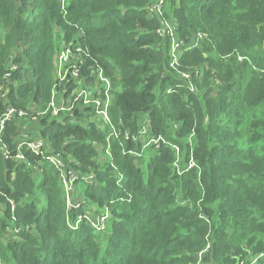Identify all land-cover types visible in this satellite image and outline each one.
<instances>
[{
	"label": "trees",
	"instance_id": "16d2710c",
	"mask_svg": "<svg viewBox=\"0 0 264 264\" xmlns=\"http://www.w3.org/2000/svg\"><path fill=\"white\" fill-rule=\"evenodd\" d=\"M154 1L0 0V117L13 109L31 119L63 90L70 98L78 81L89 92L100 76L113 81L111 127L78 114L35 121L45 157L25 146L27 162H18L23 121L5 124L0 264H235L232 256L251 264L264 252V0H163L160 12H150ZM76 25L94 74L65 61L78 77L71 72L56 98L59 43L75 38ZM173 40L186 50L175 69ZM177 70L201 73L193 79L197 92ZM94 100L85 107L90 116ZM145 118L146 135L170 147L152 150L148 160L124 155L113 129L139 135ZM172 146L181 148V174ZM51 156L95 177L92 184L80 177L84 200L73 198L104 209L91 212L94 227L86 211L68 210L65 166ZM191 158L196 165L187 169Z\"/></svg>",
	"mask_w": 264,
	"mask_h": 264
},
{
	"label": "rangeland",
	"instance_id": "374dc122",
	"mask_svg": "<svg viewBox=\"0 0 264 264\" xmlns=\"http://www.w3.org/2000/svg\"><path fill=\"white\" fill-rule=\"evenodd\" d=\"M158 2H159V0H155L153 6H155ZM75 27L77 29V33H76L75 38L71 42H68V44H66L64 42L59 43V45L62 48V52L60 53L59 63H58V66H57V69H56L55 75H54L55 80L57 82H60L61 78H62V75L60 74L61 66H59L61 61H63V62L67 61V60L74 61L75 65H78L80 67V69L85 68L87 71H91L92 75L94 74L93 60H92L91 57H86L87 56L86 55V51L84 50V47H83L82 42H81V40H84L83 38H84L85 32L78 25H76ZM184 52H186V50H183V52L180 54V58H181L180 59V64L182 62ZM11 68H12V65L9 64L8 65V69H11ZM92 68H93V70H92ZM207 70H209V69L207 68L206 71ZM181 73H183V72H179L178 70L176 71V75L178 77H179V74H181ZM186 73H188V74H184L183 75V79L186 82L192 81V84H193V79H199L200 80V74L201 73H199L198 71H196L195 76H193V72H191V71L186 72ZM84 80H81V82L78 81V86H77L76 90L74 91L75 98L72 97V98L69 99V97L65 96V98L60 101V108L63 109V112L61 114H65L66 116H70L73 119L75 118L76 114H78L80 116L84 115L87 118L86 119L87 122L91 121V120L99 121L98 115L96 114V115L90 116L89 111H87L85 106H83V105L86 104V102H90L93 99H96V98L99 97V98H104L105 99V103L109 102V104H110L109 108H110L111 105H112V99H113V81L110 79L111 85L108 88H106L104 91H102V89L105 88V86L107 84V81L102 79V78H100V77H98L96 83L94 84V86L91 89L92 91L89 92V91L84 89V85H83V81ZM215 82H218V81L215 80V78H214L213 79V83H215ZM194 92H197V90L195 88H194ZM203 92H205V90ZM0 98H6V92L5 91L0 90ZM97 101L99 102V100H97ZM82 103H84V104H82ZM32 112H34V111L32 110ZM41 112H43V113H41ZM39 113H41V114H38V116L36 117L37 118L36 121H40L41 119H43V118H45L47 116H50L49 118H51V119L56 117V115H55V113H54V111H53V109L51 107H48V108H46V109H44L42 111H39ZM31 117L33 118L34 116H31ZM74 120H76V119H74ZM38 123L39 122H34L33 120L32 121L31 120H29V121L25 120L21 124L24 126L25 129L29 130V129L38 128L39 127ZM83 126H85V125L83 124ZM113 133H116L117 136L120 139L123 138L125 140L126 130H119V129H117L115 127ZM132 136H133V139H132V141H130L131 145H132L131 146V150L138 151V150L141 149V147L145 143L143 141L147 140L146 134H139V136L138 135H132ZM189 139H190V137L188 138V143H190ZM152 142L155 145V142L153 140H152ZM148 143L149 142H147L144 145L143 150H145L147 148H149V149H147L141 156V158L144 157L146 160L149 159L148 158L149 157V153L152 150L153 151L156 150L155 148H150L149 147L150 144L147 145ZM164 146H169V145L166 142V144H162L161 145V148H163ZM107 148H108V145H107ZM124 149H126L125 144H124ZM180 153H182L181 152V148H180ZM22 155H23V153H22ZM106 156H108L107 153H106ZM107 159H110V158H107ZM53 160H54L55 164H58V165L62 164V161H57L58 160L57 157H54ZM18 161H21V160H18ZM64 162H65L66 169L72 168L70 163H69V159L68 158L66 160H64ZM179 164H180V161H178L176 165H175V162L173 164L175 174H178L177 173L178 172L177 166ZM181 165H183V164H181ZM28 166H30V168H32L35 172H38L41 169V168H39L40 165L39 166L38 165H34L33 163L28 164ZM72 169H74V168H72ZM75 170H76V173H80L77 169H75ZM64 176H65V171H62L61 172V179ZM80 177L82 179H85L86 183L92 184L91 179L86 177V176H84L83 174L80 173L77 176L76 182L71 187V190H68L67 194H66L67 202H68V210L71 211L73 208L76 209L74 207L76 205H73V203H81V205L79 207L80 209L77 208L76 210L86 211V216L88 218H90L91 221H92V222L88 221L87 224H89L90 226H93V225H95V221H94V218H91V216H92L91 212H93V214H94V211H95L97 214L100 215V214L104 213V209L103 208L99 209L97 204L94 203V202L87 203L85 201H82V199H83L82 193H81V190L79 189V186H77V181L79 179H81ZM122 179H123V176H120V180H122ZM77 196H81V198H82V199H80L81 201L79 199L73 200V198H77ZM98 210H100V213L97 212ZM74 229H75V226H71L70 227V230H74ZM8 231L10 233L11 232L13 233V229L9 228ZM99 232L101 233V231H99ZM102 235H104V234H102ZM13 239H15V238H11V240H13ZM258 243H259V237H258ZM234 254H235V252L232 253V255H234ZM263 257H264V252L259 253V257H254L252 259V264H254L257 260H259L260 258H263ZM232 259L235 261V264H246V260L242 259L241 257L232 256ZM197 264H203V262L200 261Z\"/></svg>",
	"mask_w": 264,
	"mask_h": 264
},
{
	"label": "built area",
	"instance_id": "2783aa9c",
	"mask_svg": "<svg viewBox=\"0 0 264 264\" xmlns=\"http://www.w3.org/2000/svg\"><path fill=\"white\" fill-rule=\"evenodd\" d=\"M163 5V0H159V2L155 5V6H152L150 8V11L153 12L154 10L157 11V12H160L161 11V7ZM63 9H64V6H63ZM169 27L167 26L166 29H168ZM166 35H168L169 37L173 38L174 37V34L173 33H170V30L168 29L167 32H166ZM181 43L176 41V40H173V45H172V49L170 51V57H171V62H172V68H176L178 65H179V61H180V54L183 52L182 49H181ZM240 60V59H239ZM69 61V60H67ZM65 62V61H64ZM63 61H61L60 65L61 66V71H60V74L62 75V78H61V81L60 82H57L55 81V90H54V96L56 98H58V94H59V91L56 90V87L59 86L61 87L62 86V81L66 78L69 77L70 73L73 74V76L77 77L78 74H77V70H74L72 69L70 66H62ZM63 67H64V71H63ZM14 69V67H13ZM184 74H188V73H181L179 74V77L180 79H182L184 82H186L184 79H183V75ZM100 78H102V76H100ZM103 79V78H102ZM107 81V84L105 86V88H103L104 90L106 88H108L110 86V82L106 79ZM186 85H187V88L189 90H192L193 91V84H192V81H188L186 82ZM102 89V91H104ZM65 92L63 90V92L61 93V97L59 99L58 102H55L50 105V107L53 109L56 117L59 116L60 113L63 112V109L60 108V101L62 99L65 98ZM75 98V95L74 93L72 94V96L70 98ZM69 98V99H70ZM99 100V102L97 101ZM97 101V102H96ZM96 102V103H95ZM84 104V103H82ZM90 104V102H86V104H84L83 106H88ZM94 104H95V109H96V113H94V115H98L99 117V123H101L103 126H112V123H111V118H110V108H109V102L105 103V99L104 98H96L94 100ZM43 113V112H41ZM39 113V114H41ZM30 113L28 112H16L15 110L13 109H10L8 110L7 114L4 115L3 117H0V137L2 136L3 134V131H4V128H5V124L10 120V119H14L15 117L21 119L22 121H25V120H33L34 122L37 120L36 117H31V119H28V115ZM31 116V115H30ZM21 129L23 130V133L20 135V138L22 140V142L20 143V149H19V153H18V156L16 157V160H21V161H18V162H24L26 163L27 160L25 158L24 155H22V149L27 146V148L29 150H31V152L37 156H41V157H45L47 156V154L50 152L49 151V148L48 146L45 145V140L42 138V136H40L41 132H40V129L39 127L38 128H35V129H25L24 126L21 124ZM142 134H146L147 133V129H148V126H147V123L146 121L143 122V126H142ZM114 131V129H113ZM112 136L115 137L116 140H121L123 138H119L117 136L116 133H112ZM111 136V137H112ZM110 137V139H111ZM132 135L130 134V132H126L125 133V140H121L120 143L121 145H123V141L125 142H130V140H132ZM29 140V141H28ZM155 142V145L157 148H160V146L164 143H166V141L164 139H162L161 137L153 140ZM191 144L193 143L192 142V138L190 140ZM151 145L153 144L152 141H150L147 145ZM0 148L2 149L3 152H5V147L3 146V144L0 142ZM174 150L176 152V161H175V165L177 164L178 161H180V164L177 166V169H178V173L181 174L184 172V170L182 169V161H181V157H180V148L177 147V146H174ZM109 151V150H108ZM124 154L125 155H137L135 152L133 151H127L124 149ZM55 156H51V157H48L47 159L50 160L53 164H55L53 158ZM57 157V156H56ZM57 161H62L60 159V157H57ZM72 162V161H71ZM55 165H58V164H55ZM196 165L195 161L193 160V158L190 159V161L188 162V168L187 169H191L192 167H194ZM58 166H65V163L62 161V164L61 165H58ZM65 169H66V166H65ZM65 171V176L63 177V183H64V186L65 188H69L72 187L74 185V182H76L77 180V176L79 175L78 173L74 172V169L72 168H68ZM78 207V205L76 206ZM103 228V227H102Z\"/></svg>",
	"mask_w": 264,
	"mask_h": 264
},
{
	"label": "clouds",
	"instance_id": "9594fccd",
	"mask_svg": "<svg viewBox=\"0 0 264 264\" xmlns=\"http://www.w3.org/2000/svg\"><path fill=\"white\" fill-rule=\"evenodd\" d=\"M181 80V79H180ZM179 88H184V86H180ZM193 88H194V85H193ZM188 89V88H187ZM189 90V89H188ZM190 91H192V90H190ZM193 91H194V89H193ZM192 91V92H193ZM172 92H174L173 90H169L168 91V93H172ZM57 117H59V116H57ZM144 121H146V123H147V126H148V128H150V121L148 120V119H143V120H141V125L140 126H143V122ZM127 132V131H126ZM128 132H130V130H128ZM131 134V133H130ZM139 134H142V132L141 133H139ZM42 136V135H41ZM139 136V135H138ZM146 137H147V142H150V141H152V140H155V138L154 137H150L149 135L147 136L146 135ZM159 138V137H158ZM191 138H192V144H191V142L189 143V145H190V149H194V138H195V133H193L192 134V136H191ZM191 138L189 139V140H191ZM132 139H133V137H132ZM157 139V138H156ZM130 141H132V140H130ZM146 141H143V142H145L144 144H143V146L141 147V149H140V151H136V150H131V147L130 148H127V146L128 145H126V149L125 150H127V151H133V152H135L137 155H130V156H133V157H137V158H141V156H142V154L147 150V149H149V148H147V149H145V150H143V147H144V145L147 143ZM124 142L125 141H123V145H124ZM125 143H127V142H125ZM131 143V142H130ZM121 144V143H120ZM164 144V143H163ZM166 144V143H165ZM122 145V146H123ZM169 145V144H168ZM149 147L150 148H155L156 150H158V149H160L161 148V146H160V148H156V146L154 145V144H151V145H149ZM172 148V150H173V152H174V154H175V156H176V152H175V150H174V146H172L171 147ZM193 152V151H192ZM123 154H124V150H123ZM139 155V156H138ZM180 157H181V154H180ZM62 160V159H61ZM176 160V159H175ZM63 161V160H62ZM72 161V162H71ZM181 161H182V157H181ZM175 162V161H174ZM69 163H70V165H71V167L74 165V161L72 160V159H70L69 158ZM34 171V170H33ZM35 172V171H34ZM91 180H93V179H95V177L94 176H90L89 177ZM75 183V182H74ZM73 205H78V207H76V206H74L76 209L77 208H79L80 207V205H81V203H73ZM80 209V208H79ZM109 212V211H108ZM110 213V212H109ZM91 218H94V216L92 215L91 216ZM84 219L85 220H87V222L88 221H90V222H92L91 221V219L90 218H88L86 215H84ZM81 222H82V218L81 217H78V220L76 221V223L75 224H72V223H70V226H75V229H77V227L79 226V224H81ZM74 229V230H75ZM16 231V230H15ZM16 233H18V231H16ZM256 263V262H255ZM254 263V264H255ZM252 264V263H251Z\"/></svg>",
	"mask_w": 264,
	"mask_h": 264
}]
</instances>
